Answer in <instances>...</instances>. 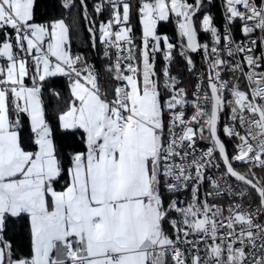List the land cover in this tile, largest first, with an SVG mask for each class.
<instances>
[{
  "label": "snow or ice",
  "instance_id": "obj_1",
  "mask_svg": "<svg viewBox=\"0 0 264 264\" xmlns=\"http://www.w3.org/2000/svg\"><path fill=\"white\" fill-rule=\"evenodd\" d=\"M220 2L223 30L214 0H59L46 23L36 0H0V264H264V0ZM74 9L103 83L72 51ZM196 53L190 90L171 67L197 76ZM17 221L25 254L6 238Z\"/></svg>",
  "mask_w": 264,
  "mask_h": 264
},
{
  "label": "trees",
  "instance_id": "obj_2",
  "mask_svg": "<svg viewBox=\"0 0 264 264\" xmlns=\"http://www.w3.org/2000/svg\"><path fill=\"white\" fill-rule=\"evenodd\" d=\"M92 0H89L91 3ZM53 3L57 4L56 8H53ZM133 4H135V0H133ZM211 13H213L217 23L220 22L222 18V8L219 0H214V6L208 9ZM62 9L59 7V0H36V8H35V19L37 23H46L52 18H59L61 16ZM64 17L66 22L70 27V42L73 52H88L89 60L94 62L96 68L101 73V82H105L106 77L103 75L104 72V61L103 59L96 55L89 45V34L87 32L86 23L79 18L78 11L73 10L71 14L65 12ZM76 20V23L73 24V20ZM158 32L164 33L170 37L172 42L176 43V35L172 23H160L158 27ZM133 33L137 38V43H139V37L142 34V26L139 23V20L133 18ZM203 33L200 34V40H202ZM175 63L180 67L179 72L181 74L186 73V68L184 62L178 60L176 58ZM162 65V58L159 57L157 59V68L159 69ZM51 89H55L60 92L65 100L68 99V92L66 89V81L63 77L53 78L50 84ZM45 106L47 110V114L50 118V122L55 124V120L52 119L55 113L58 110V107H62V101H57L54 99L50 92L47 93L44 97ZM31 135L29 125L27 120L25 119L23 122L22 128V137L25 141H27L28 137ZM60 141L58 140V143ZM68 148H65V151H68ZM7 239H9L12 244L14 250L18 254H25L30 249V239L28 235V228L26 221H17L11 223L7 232Z\"/></svg>",
  "mask_w": 264,
  "mask_h": 264
},
{
  "label": "built area",
  "instance_id": "obj_3",
  "mask_svg": "<svg viewBox=\"0 0 264 264\" xmlns=\"http://www.w3.org/2000/svg\"><path fill=\"white\" fill-rule=\"evenodd\" d=\"M221 8H222V6H221ZM211 14H212V16L214 18V22H215L216 26L219 27L221 30H223V23H224V21H223V8H222V18H221V20H220L219 23H217L214 15H213V13H211ZM172 26H173L174 31H175L176 42H177L178 41V36H177V33H176V25H175L174 22L172 23ZM233 30H234V34L237 37H239V30L237 28H235V27H234ZM206 40H207V34L203 33V37H202L201 42H206ZM193 57H194V63H195V71H196V73L198 75L197 76H193L191 73H188L187 72V69H186V73L183 75L184 83L189 87L190 90H191V87H192V81L197 80V79L203 77V75L206 73V70H207V64L205 63V61H204V59H203V57H202L201 54H199V53L193 54ZM176 58L178 60L184 62L182 60V58H180L179 56H177ZM162 65H163V60H162ZM162 65H161V67H162ZM179 70H180V67L178 68V65L174 61L173 62V65L171 67L172 74L173 75L181 74L179 72ZM198 146L201 147V148L206 147V145L203 144V143H199ZM202 192H203V189H202ZM181 199H183V200L186 201V200L189 199V196H187L185 194H181Z\"/></svg>",
  "mask_w": 264,
  "mask_h": 264
},
{
  "label": "rangeland",
  "instance_id": "obj_4",
  "mask_svg": "<svg viewBox=\"0 0 264 264\" xmlns=\"http://www.w3.org/2000/svg\"><path fill=\"white\" fill-rule=\"evenodd\" d=\"M161 23H164V22H161ZM158 27H159V25H158ZM158 27H157V32H158ZM158 33L161 34V35H166L164 33H160V32H158Z\"/></svg>",
  "mask_w": 264,
  "mask_h": 264
}]
</instances>
